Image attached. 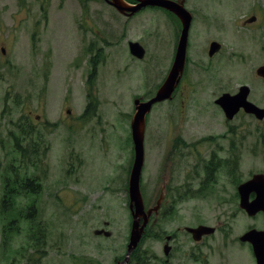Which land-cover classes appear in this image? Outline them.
<instances>
[{
    "label": "rangeland",
    "instance_id": "obj_1",
    "mask_svg": "<svg viewBox=\"0 0 264 264\" xmlns=\"http://www.w3.org/2000/svg\"><path fill=\"white\" fill-rule=\"evenodd\" d=\"M185 4L193 13L186 81L192 82L191 98L157 102L147 115L141 190L148 206L154 204L169 173L175 174L176 161L164 162L176 136L175 113L179 111L183 136L189 141L202 143V137L220 128L227 132L208 107L204 92L208 67L215 71L212 78L221 80L216 87L233 91L248 84L251 98L264 105V81L256 73L264 64V0H185ZM178 34V20L150 6L128 18L104 0H0V164L6 161L4 151L13 145L10 133L18 132L15 123L21 118L35 127H52L47 134L51 149L36 169L42 185L32 195L18 197L21 204L31 203L26 211L30 218L24 217L23 231L7 243L1 232L7 216L0 214V264H116L124 258L132 229L127 182L133 160L129 136L134 101L156 95L174 60ZM213 40L222 44V50L209 61ZM130 41L145 47L143 60L132 61ZM93 43L102 47L103 54L91 88L99 108L85 120L81 117L93 70L86 48ZM216 63L224 73L215 69ZM79 122L87 149L80 165L76 153L83 146L76 135L71 139ZM242 122L244 142L237 171L246 181L254 173L264 174L260 135L264 122L257 127L249 117H241L232 123ZM221 178L214 189L217 198L207 194L190 202L169 199L167 210L173 206V216L159 225L167 231L182 229L175 242L167 244L177 245L176 264H257L252 244L240 237L253 228L264 230V212L249 215L240 207L236 186ZM31 219L35 222L29 223ZM185 226H214L217 232L204 241L193 240L183 231ZM98 229L112 235L96 234ZM158 231L156 226L148 229L140 243L142 261L130 259L129 264H160L165 242ZM34 232L39 245L29 238ZM193 247L206 257L190 262ZM40 248L45 253L35 252Z\"/></svg>",
    "mask_w": 264,
    "mask_h": 264
},
{
    "label": "flooded vegetation",
    "instance_id": "obj_2",
    "mask_svg": "<svg viewBox=\"0 0 264 264\" xmlns=\"http://www.w3.org/2000/svg\"><path fill=\"white\" fill-rule=\"evenodd\" d=\"M108 5L112 6L110 3H108L106 0H104ZM129 3L134 4L136 1L134 0H128ZM186 5V4H185ZM149 7V6H148ZM155 10L161 11L166 17L170 19H177L179 22V34L177 35L178 40L179 36L181 33L182 29V23L180 18L174 14L172 11L164 8V7H158V6H150ZM146 8V7H145ZM143 8V9H145ZM141 9L140 11H142ZM140 11L136 12L134 15L139 13ZM122 14V13H121ZM124 15V14H123ZM133 15V16H134ZM127 15H125L126 17ZM129 18V16H127ZM190 37V35H189ZM177 40V44H178ZM214 41V40H213ZM130 43V42H129ZM177 44L175 46V51H174V57L175 53L177 50ZM210 46V45H209ZM112 48V44H111ZM130 48V47H129ZM222 50V44L221 48L214 53L213 55L209 54V48H208V60L212 61V59L218 55ZM100 51H102V47H96L95 43L91 44L89 47L86 48V53L91 54V68H93V61L92 59L97 56ZM84 48H82V53H84ZM131 52V50H130ZM189 43H188V49H187V60L185 64V69L182 75V78L176 87L173 97L169 100H173L176 97H179L181 101L186 102L187 100L189 101L191 98V91H192V82L187 81V75H188V68H189ZM132 54V53H131ZM92 55L94 57H92ZM133 55V54H132ZM134 56V55H133ZM132 56V61L136 60H143L141 59H136ZM173 57V59H174ZM173 62V60H172ZM171 62V64H172ZM128 63V62H127ZM126 63V64H127ZM211 64V63H210ZM172 66V65H171ZM215 69H220L222 73L225 72L224 68L219 67V63L215 64ZM171 68V67H170ZM209 72V78L206 80L204 83V87H206V91H204L207 94L208 98V107L209 110H211V115L213 119H215L216 122L222 124L226 127L227 132H221V128L216 131V134H208L204 137H202L203 140H200V142H195V141H189L187 138H185L183 135L185 132H183L184 128L181 126V123L179 122L180 120V115L179 111L175 113L174 118H173V126L172 131L176 132V136L174 138L173 145L166 149V152L164 153V162L174 159L177 163V167L175 166V174L173 177V174L169 173V175L164 179L159 194L154 202V206L157 203L158 198L164 193V199L161 203L160 208L158 211H154L152 215L149 216V221L145 229L144 236L147 235L148 229L149 228H154V226L157 227L159 230L157 235L159 238H161L165 244H164V256H159L160 259V264H176L177 261L174 257V251L177 248V245H172L169 246L167 245L171 240H174L176 236L182 231V229H177V230H172V231H167L164 229L162 226L159 225L161 221L166 222L167 217L173 216L171 213L175 208L171 206L168 210V203L169 199L172 197L178 198L179 201H185L190 202L191 198H194L195 196H203L206 197L207 194L210 196L218 197V192H214V189H216L215 185L220 182L221 177H225L224 180L230 181L233 183V185L236 186L237 191V197L240 198V193H239V186L245 182V180H242L241 177L238 174V167H239V161L241 153V146L243 145L244 142V136L240 134L239 127L241 128L243 126V122L240 123L239 125H235L232 122H234L237 119H240L241 117H249L250 119L253 120L255 126L259 127L262 122H264V117L261 118L255 113H250L247 112L243 107L240 108V110L232 117L228 118L224 108L222 105L218 102V99L224 94V93H231L232 95L236 94L240 87L244 84H241L236 90L233 91H226L223 89V86L220 85L221 87H216L221 80L218 79H213L212 76H215V71H213L212 68L208 67ZM211 71L212 74H211ZM261 80L264 81V78L257 75ZM164 82V81H163ZM162 82V83H163ZM162 85V84H161ZM160 85V86H161ZM202 85V84H200ZM248 85V84H247ZM250 87V92L248 95V99L258 105L259 107L264 108V105L259 103L256 100H253L251 98V93H252V87ZM183 98V99H182ZM168 101V100H165ZM162 103H164L162 101ZM181 107V106H180ZM182 110V108H181ZM70 110H68L69 112ZM184 112V111H183ZM85 110L82 114L83 119H85L84 116ZM187 120V119H186ZM185 120V122H186ZM194 120V119H193ZM178 123V124H177ZM232 123V124H231ZM177 125V126H176ZM185 126V124H184ZM146 128H147V123H146ZM77 132L76 134L73 133L71 136V139L74 140V135H76L77 141L79 145L83 146L82 149H78L76 153L77 157V162L78 165H80L82 162L85 161V157L82 158V156H85L87 154V149L84 144V139H85V132H84V127L82 126V123L79 122V127H77ZM212 130V128H210ZM264 132V131H263ZM262 132L261 135V140L264 142V133ZM230 135V142L228 141L227 135ZM132 135V134H131ZM132 138V137H131ZM227 139L226 143H223ZM133 140V139H132ZM209 141V142H206ZM133 143V141H132ZM259 142H256V148L258 147ZM264 149V146H263ZM84 151L86 153L84 154ZM134 151V143H133V149ZM261 151H263L261 149ZM256 154H258V150L255 151ZM134 156H135V151L132 154V163H131V168L134 162ZM145 158H146V149H145ZM72 162V161H71ZM72 164V163H71ZM145 164V163H144ZM74 165V164H72ZM163 165V164H162ZM70 172V170L68 171ZM131 172V170H130ZM143 172V171H142ZM255 174V173H254ZM252 174V176L254 175ZM130 176V175H129ZM251 176V177H252ZM225 181V182H226ZM239 181V182H238ZM174 182H177L174 184ZM199 183V184H198ZM224 183V182H223ZM222 183V184H223ZM128 186H129V179H128ZM216 194V195H214ZM255 193H251V199L255 198ZM144 198V197H143ZM189 199V201H188ZM144 203H146L144 201ZM145 204L146 209L151 207ZM192 207L188 208V211H191ZM167 210V212H166ZM132 222H133V216H132ZM132 225V224H131ZM163 225V224H162ZM200 225V224H199ZM192 226H185L184 230L186 234H189L190 237L194 239V234L189 230ZM214 227V226H211ZM215 228V231L212 233L217 232V228ZM149 233V232H148ZM210 233V235H212ZM209 236V234H204L201 238V241H204L205 238ZM130 237V236H129ZM166 248H168V252H166ZM200 248L198 247H193L191 249L192 253L188 254V258L190 262L195 261V259H201L203 260L206 256L202 251H199ZM197 250V251H196Z\"/></svg>",
    "mask_w": 264,
    "mask_h": 264
},
{
    "label": "water",
    "instance_id": "obj_3",
    "mask_svg": "<svg viewBox=\"0 0 264 264\" xmlns=\"http://www.w3.org/2000/svg\"><path fill=\"white\" fill-rule=\"evenodd\" d=\"M120 13L131 17L136 12L148 6L164 7L174 14H176L182 23V29L179 36L177 50L169 72L156 92V95L149 99L143 100L142 97L135 99V113L131 120V132L134 143V162L129 176L128 193L130 199V209L133 216L132 229L127 244V250L124 258L116 264H129L131 255L139 246L146 226L149 221V216L154 211H158L165 194L163 193L158 198L157 203L146 209L144 198L141 190V176L145 163V134L147 115L152 110V107L157 102L171 99L174 91L178 86L187 60V49L189 43V35L191 24L193 21V13L186 7L185 0H134L136 3L131 4L128 0H106ZM253 16L251 19H255ZM249 20V21H250ZM131 53L138 57L143 58L146 54L145 47L139 41H130L129 43ZM221 48V43L214 40L210 43L209 54L213 55ZM257 75L264 78V64L256 69ZM250 87L244 84L240 87L239 91L232 95L231 93H224L218 102L224 108L228 118H232L241 107L247 112L255 113L259 117H264V108L259 107L248 99ZM70 112V111H69ZM240 193V207L245 209L246 212L254 216L258 212H264V174L256 173L250 179L246 180L239 186ZM251 193H255V198L251 199ZM194 234L195 240H201L204 234H210L215 231L214 227L199 226L197 228H189ZM105 232L106 236H111V231L105 229L96 230V234ZM240 240L248 241L252 244L257 264H264V230L256 228L244 233ZM168 252V248H166Z\"/></svg>",
    "mask_w": 264,
    "mask_h": 264
},
{
    "label": "trees",
    "instance_id": "obj_4",
    "mask_svg": "<svg viewBox=\"0 0 264 264\" xmlns=\"http://www.w3.org/2000/svg\"><path fill=\"white\" fill-rule=\"evenodd\" d=\"M102 57L103 54L101 52L92 59L93 70L91 69V74L88 79V103L83 116L85 117V120L96 115V111L99 108V100L95 93L92 92L91 88L95 82L97 67L100 64V61H102ZM23 119L24 118H21L19 122L15 123L18 132L12 131L10 133L13 145L11 148L4 151V158L6 161L0 164V178L2 181V190L0 192V214L7 216V221L1 226V232L4 234L3 241L6 243L11 241V238H17L19 233L23 231L24 217L26 216L27 218H30L26 211L31 206V203L29 205L21 204L18 197L21 196V198H23L32 195L37 187H41L42 181L38 175L36 176V169L41 168L40 165L42 164V161L47 158L51 149L47 134L52 130V127H35L36 125L33 122L32 124L29 122L27 123ZM38 132L39 136L38 138H35V135ZM129 139L132 143L131 135L129 136ZM130 169L131 168L129 167V170ZM129 170L128 174L130 173ZM34 205L35 203L33 202V206ZM32 222L35 221H29V223ZM35 227L37 228L38 226L35 225ZM29 238L32 239L33 243L36 242V245H39V236H37L35 232L32 233ZM143 238L141 242L143 241ZM45 251L46 250L43 248L35 250V252L40 254L45 253ZM32 256L33 255L31 254L29 257L32 258ZM131 259L136 263L142 261L143 256L140 253V244L131 255Z\"/></svg>",
    "mask_w": 264,
    "mask_h": 264
}]
</instances>
